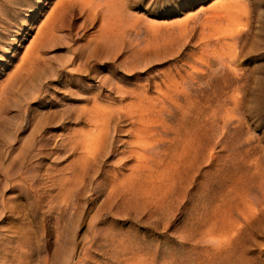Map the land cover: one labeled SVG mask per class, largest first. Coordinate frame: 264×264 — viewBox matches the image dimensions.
Here are the masks:
<instances>
[{"label": "rangeland", "instance_id": "rangeland-1", "mask_svg": "<svg viewBox=\"0 0 264 264\" xmlns=\"http://www.w3.org/2000/svg\"><path fill=\"white\" fill-rule=\"evenodd\" d=\"M64 1L0 0V264H264V0Z\"/></svg>", "mask_w": 264, "mask_h": 264}, {"label": "bare ground", "instance_id": "bare-ground-1", "mask_svg": "<svg viewBox=\"0 0 264 264\" xmlns=\"http://www.w3.org/2000/svg\"><path fill=\"white\" fill-rule=\"evenodd\" d=\"M70 1H72V0H70ZM74 1H75V0H74ZM64 2L69 3V0H68V1L66 0V1H64ZM76 2H77V1H76ZM72 3H73V2H72ZM69 4H70V3H69ZM67 5H68V4H67ZM52 23H53V22H52ZM49 27H50V26H49ZM53 27H55V26H53ZM53 27H52V28H53ZM50 28H51V27H50ZM52 28H51L50 30H48L49 34H52V33H51ZM45 38H46V37H45ZM47 38H48V37H47Z\"/></svg>", "mask_w": 264, "mask_h": 264}]
</instances>
